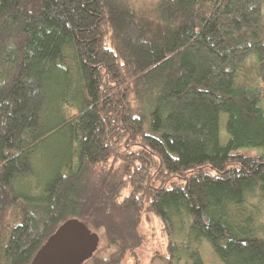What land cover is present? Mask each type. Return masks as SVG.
Here are the masks:
<instances>
[{
    "label": "trees",
    "instance_id": "1",
    "mask_svg": "<svg viewBox=\"0 0 264 264\" xmlns=\"http://www.w3.org/2000/svg\"><path fill=\"white\" fill-rule=\"evenodd\" d=\"M261 4L0 0V264H30L61 225L97 235L76 264H121L144 213L264 264Z\"/></svg>",
    "mask_w": 264,
    "mask_h": 264
},
{
    "label": "rangeland",
    "instance_id": "2",
    "mask_svg": "<svg viewBox=\"0 0 264 264\" xmlns=\"http://www.w3.org/2000/svg\"><path fill=\"white\" fill-rule=\"evenodd\" d=\"M261 16L264 21V0H261ZM246 61L254 62V54L247 56ZM250 78L249 75L245 76ZM254 78V77H253ZM256 81V78L253 79ZM260 105L264 112V100H261ZM65 115H70L75 112L72 108L64 106ZM226 112H219L218 134L221 142L226 141L227 133L225 131ZM46 152H53L54 149L65 148L66 134L60 130L46 142ZM45 156V155H44ZM45 163L36 165L37 172L46 168ZM261 222H264V211L261 212ZM139 232L142 234V242L135 248V254H125L121 264H135L138 261L140 264H162L161 257L153 256L156 253L168 255L174 253L179 257L177 264H191L194 252L197 250L203 264H223L219 256L215 253L212 246L205 238H201L195 242L192 238L186 235V227L183 221L174 219L165 228L159 217L154 214H143V217L138 226ZM259 234L264 237V224H259Z\"/></svg>",
    "mask_w": 264,
    "mask_h": 264
},
{
    "label": "water",
    "instance_id": "3",
    "mask_svg": "<svg viewBox=\"0 0 264 264\" xmlns=\"http://www.w3.org/2000/svg\"><path fill=\"white\" fill-rule=\"evenodd\" d=\"M87 236L88 250L91 253L97 244V235L83 227ZM69 228L59 226L33 255L30 264H76L82 251L79 250V236L68 234ZM78 235V234H77Z\"/></svg>",
    "mask_w": 264,
    "mask_h": 264
},
{
    "label": "flooded vegetation",
    "instance_id": "4",
    "mask_svg": "<svg viewBox=\"0 0 264 264\" xmlns=\"http://www.w3.org/2000/svg\"><path fill=\"white\" fill-rule=\"evenodd\" d=\"M83 235H84L83 233H78V236H79V239H80V247H79V250H81V251H83L82 248H81V244H83V242L84 243H87L88 242L87 241V236L86 235L83 236ZM79 256H81V255H79Z\"/></svg>",
    "mask_w": 264,
    "mask_h": 264
}]
</instances>
